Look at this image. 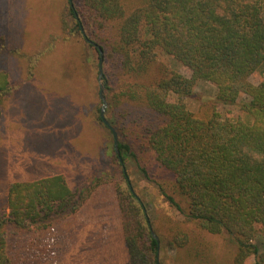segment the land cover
I'll return each instance as SVG.
<instances>
[{"label":"trees","instance_id":"1","mask_svg":"<svg viewBox=\"0 0 264 264\" xmlns=\"http://www.w3.org/2000/svg\"><path fill=\"white\" fill-rule=\"evenodd\" d=\"M58 25L52 41L79 44L99 100V46L105 52V116L120 155L98 105L96 120L108 133L103 152L114 168L76 189L59 173L11 181L7 210H0V264H14L10 236L51 228L106 183L116 192L129 264H249L250 257L264 264L257 242L264 225V77L250 79L264 68V0H61ZM160 52L191 75L161 61ZM12 56L33 57L9 48L0 32V114L22 84L10 80ZM199 80L216 86L202 116L186 102ZM242 98L249 120L219 111ZM142 190L175 215L160 205L151 216Z\"/></svg>","mask_w":264,"mask_h":264},{"label":"rangeland","instance_id":"2","mask_svg":"<svg viewBox=\"0 0 264 264\" xmlns=\"http://www.w3.org/2000/svg\"><path fill=\"white\" fill-rule=\"evenodd\" d=\"M60 4L61 0H0V32L6 36L8 47L33 55L31 59L9 58L10 80L16 87L22 84L8 96L0 114V210H7L11 181L59 173L76 189L115 166L111 156L103 152L108 133L96 120V108L102 101L96 96L98 86L92 89L95 73L80 65L79 44L52 41L60 32ZM158 57L172 69L191 75V70L171 55L160 52ZM32 64L34 74L29 76ZM74 65L77 70H69ZM263 77L264 68L250 79L258 84ZM102 81L105 83L104 78ZM215 94L213 83L199 80L186 102L202 116L206 109L202 103L213 100ZM244 101L219 104V111L223 116L249 120L240 110ZM128 165L132 178L139 181L140 173L133 163ZM140 194L151 216L160 205L175 215L164 201L144 190ZM257 242L264 246V225L259 227ZM10 249L14 264H129L113 184L100 185L79 211L51 228L10 236ZM248 261L254 264L253 257Z\"/></svg>","mask_w":264,"mask_h":264},{"label":"water","instance_id":"3","mask_svg":"<svg viewBox=\"0 0 264 264\" xmlns=\"http://www.w3.org/2000/svg\"><path fill=\"white\" fill-rule=\"evenodd\" d=\"M69 1L72 2V0H69ZM99 53H100V57H99V67H98V71H99L98 72V79L100 82L99 95H100V98L102 101V105H101V109H100V116H101L104 124L107 125L109 127V129L112 131L113 138H114V149H115V152L118 155H120L118 133H117L116 129L112 126V124L109 122V120L105 116V111H106V107H107V99H106V96L104 94L105 83L102 81L103 76H104L103 65H102L103 59H104V51L100 46H99ZM131 189H133V188H131ZM151 231H152V235L159 241V237H158L157 233L153 230L152 227H151Z\"/></svg>","mask_w":264,"mask_h":264}]
</instances>
